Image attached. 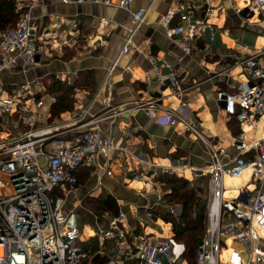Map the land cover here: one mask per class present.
<instances>
[{
  "label": "crops",
  "instance_id": "crops-1",
  "mask_svg": "<svg viewBox=\"0 0 264 264\" xmlns=\"http://www.w3.org/2000/svg\"><path fill=\"white\" fill-rule=\"evenodd\" d=\"M23 1L27 0H17L21 13ZM29 1L34 2L32 12L39 54L35 64L26 71L0 74L6 91L9 88L10 91L38 89L37 95L43 103L38 108L42 117L36 127L60 125L61 136L74 138L83 129L98 126L125 153L121 155L120 150L114 149L109 160L101 158L95 167L101 177L93 173L92 166L84 165L90 167V176L86 182L79 180L67 202V207L75 208L78 213L80 229L87 223L95 229L85 236L81 233V242L94 236L99 241L97 234L107 225L109 213L100 215L85 204L86 197L102 192L117 199L135 232L172 235V223L166 221L162 213L174 208L165 201L159 177L138 180L132 171L150 173L140 157L156 163L159 176L166 173L161 172L164 166L187 165L184 172L179 170L177 175L196 184L200 180L197 186L203 190L205 184L209 198V176L203 173V168L207 167L210 156L205 144L184 122L194 123L208 138L226 144L229 155L224 156L223 161L234 156L231 144L239 132L244 130L252 137L264 134V115L257 124L248 126L217 97L220 89L235 94L249 83L246 69L238 63L241 59L262 51L258 62L264 66V23L258 11L248 12L250 0H215L221 8L208 16L214 24V38L210 29L203 30L192 50L186 52L166 34L162 21L174 5L182 10L195 7L199 15H204V0H133L131 8L94 2ZM237 7L243 11H237ZM139 8L146 11L137 22L133 12ZM180 21L178 12L169 23L175 25ZM237 40L243 46L237 44ZM124 46L128 49L123 52ZM150 54L157 59L167 58L175 65L179 84L184 88L181 93L160 80ZM164 70L169 72L167 67ZM54 78L75 80L79 84L73 108L57 115L52 112L56 93L48 89V83ZM108 94L111 105L106 101ZM43 95H47L50 102L47 114L40 110L45 105ZM153 98H158L155 117L140 105ZM85 109L88 110L86 123H71L73 113ZM106 167L112 168L111 174L106 173ZM233 179H239V186L228 184ZM224 182L228 198H236L240 189L251 194L255 188L250 186L251 170L240 176L226 175ZM135 207L137 215L133 213ZM232 247L242 248L243 245L229 239L222 252L227 249L230 252ZM183 263L188 264L184 258L179 264Z\"/></svg>",
  "mask_w": 264,
  "mask_h": 264
},
{
  "label": "built area",
  "instance_id": "built-area-1",
  "mask_svg": "<svg viewBox=\"0 0 264 264\" xmlns=\"http://www.w3.org/2000/svg\"><path fill=\"white\" fill-rule=\"evenodd\" d=\"M62 1L131 8L133 0ZM205 3L204 15H199L195 7L182 10L174 5L162 21L166 34L186 52L192 50L203 30L210 29L214 38V24L208 16L217 13L221 5L215 0H204ZM33 7L34 2L23 1L18 24L0 29V74L26 71L37 60L39 45ZM248 8V12L258 11L264 23V0H250ZM145 11V8L135 10V21L142 20ZM237 11L243 9L237 7ZM178 12L180 23L170 25V19ZM236 43L243 46L239 40ZM127 49L124 46L122 51ZM261 52L238 62L248 74L247 85L235 94L226 89L217 92L227 110L248 126L257 124L264 115V66L258 62ZM149 57L160 80L181 93L184 88L179 84L175 65L167 58L157 59L152 54ZM166 67L169 72L164 70ZM4 84L0 80V264H179L186 252L184 241L174 234L135 232L123 210L109 216L106 227L99 230V244L94 252L82 246L78 213L75 208L67 207L78 186L76 172L81 166L89 165L101 177L95 169L100 159L109 160L114 149L120 150L121 155L125 153L98 126L85 128L74 138L61 136L60 125L36 127L42 117L38 108L43 103L37 95L38 89L6 91ZM106 101L111 105L110 94ZM157 103L158 98H153L140 105L155 117ZM87 112V109L74 112L71 123L84 125ZM184 123L205 144L210 156L207 167L203 168V173L209 176L208 227L199 245L198 263L221 264L224 243L234 239L243 247L231 248L227 264H264V134L252 137L244 130L239 132L231 144L234 156L223 161L229 155L226 144L208 138L194 123ZM139 159L150 173L133 169L135 179L159 177L156 163L144 157ZM186 167L184 164L164 166L161 172L178 174ZM247 170H251L254 191L250 194L240 189L236 198L225 197V176H240ZM106 173L111 174L112 168L106 167ZM133 213L138 214L137 207Z\"/></svg>",
  "mask_w": 264,
  "mask_h": 264
},
{
  "label": "trees",
  "instance_id": "trees-1",
  "mask_svg": "<svg viewBox=\"0 0 264 264\" xmlns=\"http://www.w3.org/2000/svg\"><path fill=\"white\" fill-rule=\"evenodd\" d=\"M17 3V0H0V29L15 25L19 21L21 9ZM76 86L79 84L75 80L65 81L54 78L48 83V89L56 93L52 105L54 115L73 108ZM81 170L83 173L80 178ZM76 174L80 182H86L90 176V167L81 166ZM159 180L162 184L165 201L174 208L173 211L168 208L166 212L162 213V216L166 221L172 223L175 237L185 242L184 259L187 263L199 264L197 254L200 239L206 231L207 198L202 197L198 193L197 187L185 176L164 173L159 176ZM85 204L98 214L109 213L110 217L116 215L120 210L117 199L107 192H102L98 196L86 197ZM195 212L203 214L195 216ZM80 243L84 248L94 252L99 241L94 236L87 242ZM97 260L102 261V257L97 256Z\"/></svg>",
  "mask_w": 264,
  "mask_h": 264
},
{
  "label": "rangeland",
  "instance_id": "rangeland-1",
  "mask_svg": "<svg viewBox=\"0 0 264 264\" xmlns=\"http://www.w3.org/2000/svg\"><path fill=\"white\" fill-rule=\"evenodd\" d=\"M21 16V15H20ZM17 24H18V22H17ZM16 25V24H15ZM43 100H44V103H45V105L40 109L44 114H47L48 112H49V108H50V102L49 101H47V95H43ZM191 180V179H190ZM191 182L197 187V191H198V193L202 196V197H204V198H207V209H206V212H205V216H206V230H207V227H208V203H209V198L207 197L208 196V192L207 191H205V184H203V186L202 187H204V189L203 190H200V186H197V184H198V182L200 183V180L199 181H197V184H196V182L195 181H192L191 180ZM239 183H240V181H239V179H233V180H230L229 182H228V184L229 185H233V186H239ZM242 183V182H241ZM201 185V184H200ZM250 186L252 187V188H254L255 187V183L254 182H251L250 183ZM108 214V213H107ZM199 214H203V213H197V212H195L194 213V215L195 216H199ZM101 215V214H100ZM94 227H93V225H91V224H85L84 226H82V228H81V233H82V235L83 236H85V235H88V234H90V233H92V232H94ZM206 232V231H205ZM204 235V234H203ZM202 235V236H203ZM229 254H230V252H229V249H227V250H224L222 253H221V255H220V261H221V264H227L228 263V258H229ZM35 257H36V255H34ZM184 264V263H183Z\"/></svg>",
  "mask_w": 264,
  "mask_h": 264
}]
</instances>
